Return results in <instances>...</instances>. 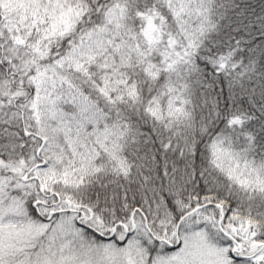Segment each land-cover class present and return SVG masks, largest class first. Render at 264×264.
Wrapping results in <instances>:
<instances>
[{
    "label": "snow or ice",
    "instance_id": "obj_1",
    "mask_svg": "<svg viewBox=\"0 0 264 264\" xmlns=\"http://www.w3.org/2000/svg\"><path fill=\"white\" fill-rule=\"evenodd\" d=\"M0 264H264V0H0Z\"/></svg>",
    "mask_w": 264,
    "mask_h": 264
}]
</instances>
